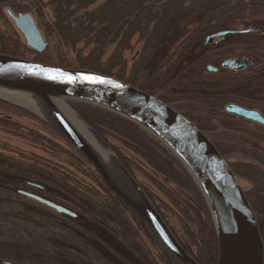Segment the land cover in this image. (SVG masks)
<instances>
[{"label":"rangeland","instance_id":"374dc122","mask_svg":"<svg viewBox=\"0 0 264 264\" xmlns=\"http://www.w3.org/2000/svg\"><path fill=\"white\" fill-rule=\"evenodd\" d=\"M50 1L0 3V55L58 69L90 71L82 69V65L88 59L89 62L96 59L90 55L94 47L86 41L69 46L56 36ZM106 1L96 0L88 11ZM168 5L171 10L167 11L162 24L151 32L150 39L137 34L126 44V50L122 49L125 45L122 35L114 42H107L99 59V71L105 73H95L146 92L197 123V128L228 164L245 194L262 242L264 264V127L228 113L222 114L225 104L233 101L223 103L218 109L207 107L203 104L206 100L199 96L218 92L203 87L204 81H194V78L203 77L206 65H218L228 58H252L254 65L247 71L251 77L219 93L238 97L243 108L255 110L264 117V0H168ZM6 10L14 15L32 17L46 44L44 50L36 52L24 44ZM249 28L254 33L223 39L220 51L212 58L195 56L194 46H187L194 35L199 37L195 43L201 45L205 36L217 31ZM55 100L68 106L99 143L125 165V170L185 252L204 264H213L209 258L214 252L209 253L207 247H214V264H218V239L212 215L199 188L176 155L154 135L122 116L76 100ZM0 156L6 160L5 167L0 161V173H26L38 179L30 181L23 175L13 176L14 193L5 202L19 207L25 222L48 229L26 236L28 240L22 236L20 242L17 238L11 241L8 237H14L12 234L0 232V264H77L62 251H51L47 244L51 235L48 231L54 227H70L67 219L71 218L57 217L60 214L20 192L72 212L75 218L71 220L95 237L96 241H87L107 264H171L151 244L93 168L48 125L46 119L28 106L6 98H0ZM53 173L66 178V183L55 188V182L49 177L57 179L59 176ZM33 184L44 188L36 189ZM18 194L22 196L19 199ZM52 199H60L57 201L61 203ZM111 199L123 210L138 238L132 236L133 232L122 221L118 223L105 215L102 221L109 222L103 224L94 218L96 213H101L97 206Z\"/></svg>","mask_w":264,"mask_h":264},{"label":"water","instance_id":"95a60500","mask_svg":"<svg viewBox=\"0 0 264 264\" xmlns=\"http://www.w3.org/2000/svg\"><path fill=\"white\" fill-rule=\"evenodd\" d=\"M9 1L12 0H0V3ZM6 15L27 47L36 52L44 50L46 44L29 14L15 16L6 10ZM239 62H245V66L253 64L250 59ZM233 63L237 60L222 66L234 68L236 65ZM85 77H97L106 82L91 83ZM0 89L43 97L47 114L44 118L48 125L93 168L169 263L197 264L183 250L140 187L112 153L103 145L115 161L118 178L105 170L81 135L51 105L49 98L76 100L99 107L136 123L158 138L185 166L206 201L218 239V264H263L262 242L255 217L236 177L205 135L171 107L146 92L105 75L87 70L53 68L5 55H0ZM225 111L264 127V117L257 111L235 105L227 106ZM20 194L60 215L75 218L64 207L28 193Z\"/></svg>","mask_w":264,"mask_h":264},{"label":"trees","instance_id":"16d2710c","mask_svg":"<svg viewBox=\"0 0 264 264\" xmlns=\"http://www.w3.org/2000/svg\"><path fill=\"white\" fill-rule=\"evenodd\" d=\"M95 2L96 0H51L50 7L53 13L52 28L56 36L64 44L69 46H74L80 41H86L88 44H92L94 48L90 55L96 59L94 61L91 60V62L88 59L82 65V69L100 73H105L104 71H99V68H101L99 59L103 55L104 46L107 42H111L110 40L114 42L122 35L125 44L122 49L124 48L126 50L128 49L126 44L137 34L150 39L151 32H153L156 26L162 24L161 22L168 15L167 11L171 10V7L168 5V0H107L94 10L88 11ZM123 29H125L124 32ZM0 161H2L1 166L5 167L6 163L4 161L6 160H3L2 156H0ZM84 162L86 161L84 160ZM120 163L126 169L121 161ZM53 174L59 176L58 173ZM16 175H23L25 179L30 181L38 179L26 175V173H0V232L3 234H12L14 237L9 236L8 238L11 241V238L14 240L17 238L20 242L22 241V236L28 240L29 238L26 236L39 232L42 233L48 229H40V227L25 222L22 217V210L16 205L5 202V199H9L14 193L11 179ZM45 177L47 176L45 175ZM49 178L55 182V188L66 183V178L63 176H59L57 179L55 177ZM33 185L32 187L39 188V186ZM43 188L40 185V189ZM21 197L19 194L17 195L18 199ZM52 200L61 203L58 202L60 199H57L58 201ZM92 207L95 210L99 208L98 210L101 213H96L97 216L94 215V218L100 219V223L105 224L109 222L107 219L106 221H102L101 219H105V215H108V217H113L118 223L122 221L133 232L132 236L138 238L134 229L130 227L125 213H123V210L116 201L111 199L110 202L107 201L97 206L98 208ZM57 217L63 220L67 219L62 215H57ZM67 220L70 223V227L63 229L51 227L52 229L48 231L51 235L50 239L47 238V244H49L51 251H62L68 256L69 260L77 264H107L106 261H102L104 257L87 241H96L95 237L91 236L84 228L76 225L73 220ZM39 243L41 248V240ZM207 250L209 253L214 252L209 258V262L214 264L216 251L214 247L212 248L210 246L207 247ZM192 258L197 264H204L198 258Z\"/></svg>","mask_w":264,"mask_h":264},{"label":"flooded vegetation","instance_id":"af4514ba","mask_svg":"<svg viewBox=\"0 0 264 264\" xmlns=\"http://www.w3.org/2000/svg\"><path fill=\"white\" fill-rule=\"evenodd\" d=\"M17 15H19V14H17ZM17 15H15V16H17ZM22 15H24V14H22ZM209 29H210V31L214 30L213 28H209ZM250 30H252V29L249 28V29L243 30V31H228V30L227 31H217L215 33H212V34L205 36L203 38V42H201V45L199 43H195L196 39H198L199 37L197 38V35H194L193 41L190 44H188L187 46L188 47L194 46V53L193 54L195 56L201 55L203 57V59H205V58L207 59L208 57L212 58V57L216 56V54L220 51L221 47H219L220 46L219 44L222 42L223 39H225L226 37H229V36L248 35L250 33L251 34L254 33V32H248ZM219 34H222V35H219ZM216 35H219V36H216ZM214 39H220V41L214 42L213 41ZM183 45H184L183 43L180 44L181 47ZM202 49H205L208 51L203 52V51H201ZM202 57H200V59ZM243 59L252 60V58H248V57L224 59L220 63H218V65H206L203 68V73H202L203 77H201L199 79L194 78V81L206 82V84L203 85V87H205L206 89L213 88V89H215V90H213L214 92H218L214 95L203 94V95L199 96V97H202L206 101L209 102V104H205L206 101H203L204 105H206L207 107L212 108V109H216V108L218 109V107H220V105H222L223 103L233 101V103H226L225 106L223 107V110L221 113L225 114V115L227 114V112L225 111V108L227 106L235 105V106H238L240 108H243V106H241L242 101H241V99H237L238 97H236V96L232 97V96H228L226 94L219 93L221 90H227L229 88H232L231 86L233 84H235L237 82L242 83V81H246L248 78L251 77V73H247V71L251 70V67H253L254 60H253V64L251 66H245V62H239L238 63V61H240V60L243 61ZM236 60H237V63H233L234 66L236 65L234 68L222 66L226 62L236 61ZM212 80H213V83H207V82H210ZM243 109H246V108H243ZM246 110H249V109H246ZM181 115L184 116L183 114H181ZM227 115H229V114H227ZM230 116H233V115H230ZM184 118H186L190 123H192L191 119H188L186 116H184ZM245 121H247V120H245ZM248 122H251V121H248ZM192 124L194 126L197 125V123L194 124V122Z\"/></svg>","mask_w":264,"mask_h":264},{"label":"bare ground","instance_id":"6f19581e","mask_svg":"<svg viewBox=\"0 0 264 264\" xmlns=\"http://www.w3.org/2000/svg\"><path fill=\"white\" fill-rule=\"evenodd\" d=\"M0 98H6L23 106H28L30 109L38 113L39 116L40 114L43 117L47 116L45 111L46 104L41 95L0 89ZM49 102L55 109L59 111L62 117L66 119L73 126V128L81 135V137L90 147V149L97 156L105 170L118 178V169L110 152L107 151L104 146L99 143V141L89 132L87 127L78 118H76V116L73 114V112L68 106H66L63 102L59 100H55L54 98H49Z\"/></svg>","mask_w":264,"mask_h":264},{"label":"snow or ice","instance_id":"6c2138e0","mask_svg":"<svg viewBox=\"0 0 264 264\" xmlns=\"http://www.w3.org/2000/svg\"><path fill=\"white\" fill-rule=\"evenodd\" d=\"M91 83H105L106 81L97 77H85ZM115 87H120V85H115Z\"/></svg>","mask_w":264,"mask_h":264}]
</instances>
